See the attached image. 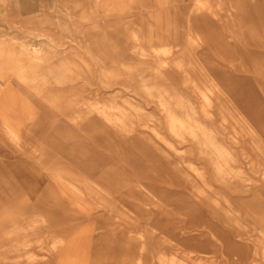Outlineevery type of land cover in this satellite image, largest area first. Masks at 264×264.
I'll use <instances>...</instances> for the list:
<instances>
[{
  "label": "bare ground",
  "instance_id": "bare-ground-1",
  "mask_svg": "<svg viewBox=\"0 0 264 264\" xmlns=\"http://www.w3.org/2000/svg\"><path fill=\"white\" fill-rule=\"evenodd\" d=\"M166 1L76 2L72 42L84 47L67 54L46 31L29 33L46 48L0 33V264H264V141L241 116L225 136L205 121L225 120L223 98L239 97L220 65L232 49L172 28ZM125 8L135 28L115 44L109 11ZM133 58L145 71L124 69ZM117 66L164 125L107 95Z\"/></svg>",
  "mask_w": 264,
  "mask_h": 264
},
{
  "label": "rangeland",
  "instance_id": "rangeland-1",
  "mask_svg": "<svg viewBox=\"0 0 264 264\" xmlns=\"http://www.w3.org/2000/svg\"><path fill=\"white\" fill-rule=\"evenodd\" d=\"M83 1L0 0V33L16 36L18 43L30 42L46 48L47 40L43 37L29 36V33L40 34L46 31L53 35L56 41L61 39L62 42L60 43L63 46L59 50L66 49L63 54L72 52L70 48L82 50L85 37L78 40L79 43L76 41L72 42V40L75 37L77 39L78 36L81 37L74 31V28L79 27L75 22L76 14L79 10L75 12L76 10L73 9V6L76 2L82 3ZM85 1L88 3V0ZM209 1L221 2L222 6L224 2L225 5L223 7L227 11L216 12V15H213L207 4ZM166 2H168L167 6L170 9L168 15L173 18L169 17L171 24H173L172 28H177L182 35L187 34L190 28H200L198 32L202 34H208L212 31L211 33L220 36L232 49V54L226 57L227 61L224 64L220 63V65L224 70H228L229 67L233 68L232 71H227L225 74L235 78L231 84L232 88L238 92L239 97L226 95L228 102L223 98V109L230 111L229 113L227 110L225 113L222 112L226 117L225 120H220V115L215 113V120L205 119V121H208L209 126L215 127V129L223 133L222 136H225L226 133H232L238 129L237 123L230 116H241L242 119L240 120L244 124H250L252 130L258 132L256 138H261L264 141V47L258 45V43L248 45L243 41L248 39V29L252 28L253 32L251 35H256L258 42L262 41L264 44V0H167ZM25 3L27 5L23 6ZM240 8L242 11H240ZM135 11H137L139 17L144 18L151 11V7L144 3H139L135 7ZM198 11L205 15L195 19L197 18L195 13ZM131 13L132 10L127 8L121 11L118 9L109 11V20L106 28H110V36H108L113 43H125L126 30L132 27V23L129 21ZM241 14L243 22H240ZM15 28H23L24 30L22 29L18 32ZM121 28L124 29L120 30ZM238 28H247V30L241 32ZM235 34L241 35L243 39L240 42L236 41ZM80 42L82 43L80 44ZM183 47H187V43ZM185 51L187 54H190V52L196 54L191 43ZM174 56L175 54L170 59H173ZM185 57L187 56L185 55ZM142 61L139 58L129 59L127 65L123 67L124 69L127 66L130 68L136 67V69L140 68L145 71L146 68H144L145 65H142ZM121 68L122 66H117L116 70L108 75L111 79L112 87L109 88L107 95L116 99V101L118 100V102L122 100L119 96L133 102H139L146 110V114L154 115L164 125L163 114L153 106L147 105L144 102L145 95H140L139 81L136 79L137 74L121 71ZM149 75L158 76L152 72ZM188 92H190V98L198 102L199 99H197L195 93L191 89ZM197 107H199V103ZM54 125L64 127L63 123ZM160 131L165 132V129ZM243 139H247V137L244 136ZM243 139L241 138V140Z\"/></svg>",
  "mask_w": 264,
  "mask_h": 264
}]
</instances>
